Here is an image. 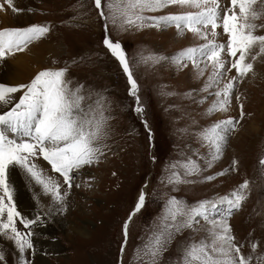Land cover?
<instances>
[{"label":"snow or ice","instance_id":"1","mask_svg":"<svg viewBox=\"0 0 264 264\" xmlns=\"http://www.w3.org/2000/svg\"><path fill=\"white\" fill-rule=\"evenodd\" d=\"M93 4L103 22L101 43L126 76L128 95L134 99L132 110L139 117H143L145 108L140 85L134 78L136 68L141 63L151 66L166 63L176 71L191 64L192 79L204 78V83L198 89L183 93L167 91L163 95L180 96L197 105L204 104L209 96L214 97L204 110V116L227 113L235 97L240 105V119H243L239 85L250 74L255 75L253 62L258 56L264 57V34H256L258 25L255 23L264 16V0L259 9L257 0H230V6L222 5L220 0H93ZM5 5L13 13L21 11L13 0H3L0 11L6 10ZM84 7L80 5L81 9ZM169 7L195 11L166 12ZM157 12L163 14H148ZM87 14L80 12L72 19ZM110 25L117 32L175 28L177 37L182 38L187 31L202 43L180 49L171 56L138 53L130 58L122 43L111 37ZM51 28L50 24L36 23L0 28V61L25 52L34 42L46 38ZM221 36L225 37L222 42ZM233 70L234 74L229 76ZM106 91L73 81L68 77L67 67L42 69L26 83L0 82V236L12 242L18 264H31L28 254L34 255L36 251L34 229L43 225L48 217L67 212L73 188L82 187L77 177L83 169L99 165L110 151L108 141L114 132L110 121L114 117L110 115L111 101ZM197 123L191 118V125ZM191 125L178 131L195 137L206 152L193 148L192 156L173 160L165 166L166 175L161 177L160 183L171 186L173 191L180 185L213 181L238 170L239 162L233 159L230 168L204 175L223 157L230 136L241 126L240 120L227 117L196 129ZM144 126L148 129L146 120ZM41 158L50 166L48 170L42 166ZM152 159L154 161L155 157ZM258 163L264 170V157ZM17 170L33 192L36 202L33 215L18 206ZM83 187L88 188L90 184L85 181ZM147 187L146 179L134 208L123 222L121 264L129 224L146 204ZM250 191V181L245 179L226 194H214L199 201L188 202L169 196L147 239L133 250V259L137 264H161L164 253L178 236L203 231L205 235L200 240L190 235L180 243L175 264H264V252L258 250L260 242L249 240L251 251L245 254V242L237 240L229 223L233 214L242 209ZM0 264H7L2 249Z\"/></svg>","mask_w":264,"mask_h":264},{"label":"rangeland","instance_id":"2","mask_svg":"<svg viewBox=\"0 0 264 264\" xmlns=\"http://www.w3.org/2000/svg\"><path fill=\"white\" fill-rule=\"evenodd\" d=\"M220 2L230 6V0ZM13 3L21 11L13 13L5 5L6 10L0 11V28L26 27L33 23L50 24L52 28L46 38L34 42L25 52L1 61L9 77L13 79L15 74L18 78L9 82L0 70V82L9 85L26 83L42 69L67 67L68 77L73 81L95 90H107L112 108L110 115L114 117L110 121L114 132L108 141L110 151H107L106 158L99 165L82 170L77 177L82 187L73 188L66 213L48 217L43 225L34 229L36 251L34 255L28 254L31 264H121L123 222L134 208L136 196L146 179V204L129 224L122 264H137L133 259V250L147 239L169 196L184 198L188 202L199 201L214 194H226L245 179L250 181V195L229 223L237 240L245 242V254L251 251L249 240H258V250L264 252V170L260 169L258 163L264 157V57L258 56L253 62L255 75L250 74L239 85L245 113L243 119H240V105L235 97L227 113L204 116V110L214 97L209 96L204 104L197 105L180 96L163 95L167 91L183 93L202 86L204 78L192 79L191 64L176 71L166 63L156 66L141 63L134 77L140 85V97L145 108L143 117H139L132 110L134 99L128 95L126 76L101 43L103 22L98 18L93 0H13ZM81 4L85 5L83 9L80 8ZM260 4L261 0H257L258 9ZM165 11L176 13L195 9L169 7ZM80 12L88 14L72 19ZM255 23L258 25L256 34H264V27H259L264 24V16ZM109 29L111 37L122 43L130 58L138 53L171 56L180 49L202 43L187 31L182 38L177 37L175 28L117 32L110 25ZM217 31L222 33L221 28ZM219 39L222 42L225 37ZM232 74L234 70L228 75ZM173 105L178 107H170ZM227 117L240 120L241 126L230 136L223 157L204 175L230 168L233 159L239 162L237 171H229L225 176L209 182L180 185L177 191L160 183L161 177L166 175L164 169L168 163L192 156L193 148H199L200 153L206 152L195 137L185 135L179 129L191 125V118L198 122L191 125L192 129H196ZM145 120L150 133L144 126ZM41 162L46 170L50 168L42 158ZM17 173V203L22 198L18 206L21 209L24 207L22 210L25 213L33 215L36 202L29 194L32 200L27 198L23 205L28 185L19 170ZM85 181L90 187H83ZM18 228L24 231L22 225L18 224ZM190 235L200 240L205 233L185 232L178 236L164 253L161 264H175L180 243ZM0 249L6 253L7 264H18L11 241L0 236Z\"/></svg>","mask_w":264,"mask_h":264},{"label":"bare ground","instance_id":"3","mask_svg":"<svg viewBox=\"0 0 264 264\" xmlns=\"http://www.w3.org/2000/svg\"><path fill=\"white\" fill-rule=\"evenodd\" d=\"M2 63H3V62L0 61V65H2ZM17 65H18V64H17ZM3 66H4V65L0 66V70H1L2 74H5V78H6V80L9 81V82L13 81V79H14V80H15V79L17 80L18 77H16L15 74H14V78L11 79V78L9 77V75L6 73L7 69L5 70V68H3ZM20 66H21V65H20ZM24 69H25V68H24ZM12 76H13V75H12ZM18 182H19V180H18ZM16 184H17V183H16ZM29 194H32V197H33V192L30 191V190H29V187H28V188H27V191H26V189H25V196L22 195L23 197H25V198H24V201H23V205H24L25 202H27V201H25V200H26L27 198H28V199L30 198ZM138 195H139V194H138ZM138 195L136 196V199L138 198ZM30 199H31V198H30ZM136 199H135V201H137ZM31 200H32V199H31ZM33 200H34V199H33ZM19 202L22 203V198H20V199L18 200V203H19ZM34 202H35V201H34ZM34 202H32V203H34ZM44 202L46 203L47 201L45 200ZM32 203H31V204H32ZM34 205H35V203H34ZM19 206H20V205H19ZM31 206H32V205H31ZM20 208H21V207H20ZM22 209H24V207H23ZM27 209L29 210V207H28Z\"/></svg>","mask_w":264,"mask_h":264}]
</instances>
